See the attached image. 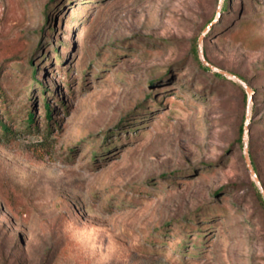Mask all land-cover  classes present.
Listing matches in <instances>:
<instances>
[{"label":"rangeland","instance_id":"obj_1","mask_svg":"<svg viewBox=\"0 0 264 264\" xmlns=\"http://www.w3.org/2000/svg\"><path fill=\"white\" fill-rule=\"evenodd\" d=\"M0 114V264H264V0H0Z\"/></svg>","mask_w":264,"mask_h":264},{"label":"trees","instance_id":"obj_2","mask_svg":"<svg viewBox=\"0 0 264 264\" xmlns=\"http://www.w3.org/2000/svg\"><path fill=\"white\" fill-rule=\"evenodd\" d=\"M35 64H33V78L35 80H37V70H36V67H34ZM207 69H209L208 67H206ZM218 77H222V78H225L224 75L220 74V73H217L216 74ZM39 84L42 82L41 81H38ZM43 97H44V106H45V116H46V120H48V126L49 127H52V126H56L58 125V123L55 121L54 117H53V112L56 108V106H53L50 102V93H48L47 89H43ZM61 105H64L63 101L60 102ZM12 116V115H10ZM12 118H15V117H11L9 120H4V117L2 114H0V141L5 137L7 139H11L12 137L11 136H14L16 133H17V129L14 128L15 126V123L13 121ZM18 119H21L22 120V127L24 126L25 128H27L28 130L30 131H33L35 129H38L39 128V125H38V118L36 117V113H35V110L34 109H30L25 115H20L18 117ZM9 122H13V124L10 125ZM241 136H243V133H244V127L242 126L241 127ZM259 196H260V193H259ZM260 198H262L260 196ZM264 203V201H262Z\"/></svg>","mask_w":264,"mask_h":264},{"label":"water","instance_id":"obj_3","mask_svg":"<svg viewBox=\"0 0 264 264\" xmlns=\"http://www.w3.org/2000/svg\"><path fill=\"white\" fill-rule=\"evenodd\" d=\"M212 23H213V22H212ZM212 23H210L209 27L212 25ZM203 38H204V36H201V38H200V40H199L200 45L202 44ZM207 63H208V62H207ZM208 65H209L211 68L216 69V67H214L212 64L208 63ZM218 71H219L220 73H222V74H225V75L229 74L228 72L223 71V70H220V69H218ZM237 78H238V77H237ZM238 79H239V78H238ZM241 81H242V80H241ZM247 89H248V91H249V93H250L249 98H251V97H252V94H253V91H252V89H251L250 87H247ZM246 161H247L248 167H249V169H250V172H251V173L257 178L256 171L254 170L253 165H252V163H251V161H250V158H249L248 152L246 153Z\"/></svg>","mask_w":264,"mask_h":264}]
</instances>
